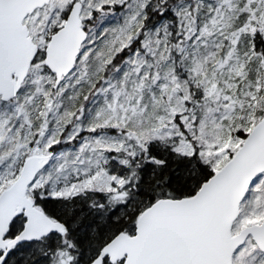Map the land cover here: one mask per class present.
<instances>
[{"label": "snow or ice", "instance_id": "6c2138e0", "mask_svg": "<svg viewBox=\"0 0 264 264\" xmlns=\"http://www.w3.org/2000/svg\"><path fill=\"white\" fill-rule=\"evenodd\" d=\"M0 264H264V0H0Z\"/></svg>", "mask_w": 264, "mask_h": 264}]
</instances>
